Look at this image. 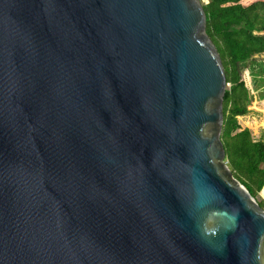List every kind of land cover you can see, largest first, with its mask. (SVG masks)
<instances>
[{
	"label": "water",
	"instance_id": "95a60500",
	"mask_svg": "<svg viewBox=\"0 0 264 264\" xmlns=\"http://www.w3.org/2000/svg\"><path fill=\"white\" fill-rule=\"evenodd\" d=\"M225 89L201 0H0V264H264Z\"/></svg>",
	"mask_w": 264,
	"mask_h": 264
},
{
	"label": "trees",
	"instance_id": "16d2710c",
	"mask_svg": "<svg viewBox=\"0 0 264 264\" xmlns=\"http://www.w3.org/2000/svg\"><path fill=\"white\" fill-rule=\"evenodd\" d=\"M202 6L206 34L220 56L226 79L220 137L225 160L233 177L264 210V200H257L259 194L264 199V142L253 140L250 130L238 122L255 99L253 92L262 93L264 88L261 74L253 75L249 88L241 76L256 56L264 54V0H207Z\"/></svg>",
	"mask_w": 264,
	"mask_h": 264
},
{
	"label": "rangeland",
	"instance_id": "374dc122",
	"mask_svg": "<svg viewBox=\"0 0 264 264\" xmlns=\"http://www.w3.org/2000/svg\"><path fill=\"white\" fill-rule=\"evenodd\" d=\"M201 3L205 5L207 3V0H201ZM259 64L260 67H262L261 70L258 69L260 68ZM251 68L254 74L251 73ZM259 74H261L262 77H264V54L256 56L254 65H250L249 68L242 70L241 76H242V80L249 88L251 85V80L253 78V75L257 76ZM261 85L264 86V83L262 82ZM260 93L261 90H258L257 92H253L255 99L248 104L247 114L243 117H239L238 122L241 127L250 130L253 140L264 142V88L261 93V95L263 96L261 100L256 98L257 95H259ZM257 200H264V199L259 194L257 196Z\"/></svg>",
	"mask_w": 264,
	"mask_h": 264
}]
</instances>
